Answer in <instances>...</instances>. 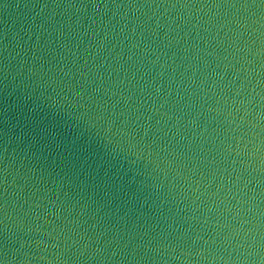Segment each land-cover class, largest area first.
<instances>
[{
    "label": "water",
    "instance_id": "water-1",
    "mask_svg": "<svg viewBox=\"0 0 264 264\" xmlns=\"http://www.w3.org/2000/svg\"><path fill=\"white\" fill-rule=\"evenodd\" d=\"M0 261L264 264L260 0H0Z\"/></svg>",
    "mask_w": 264,
    "mask_h": 264
},
{
    "label": "snow or ice",
    "instance_id": "snow-or-ice-1",
    "mask_svg": "<svg viewBox=\"0 0 264 264\" xmlns=\"http://www.w3.org/2000/svg\"><path fill=\"white\" fill-rule=\"evenodd\" d=\"M261 4L264 5V0H260ZM0 264H4L3 261H0Z\"/></svg>",
    "mask_w": 264,
    "mask_h": 264
}]
</instances>
